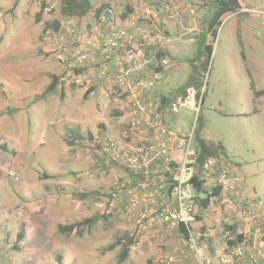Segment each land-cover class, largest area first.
<instances>
[{"label": "rangeland", "instance_id": "rangeland-1", "mask_svg": "<svg viewBox=\"0 0 264 264\" xmlns=\"http://www.w3.org/2000/svg\"><path fill=\"white\" fill-rule=\"evenodd\" d=\"M41 2L46 5L37 21ZM90 3L94 6L97 0ZM257 5L254 8L264 9ZM59 10L60 0H0V145L7 148L0 150V255L11 257L13 264H118L119 247L110 251L106 247L127 233L137 243L121 264H160L163 255L174 257L171 264H201L186 244L176 247L174 235L166 228L139 231L136 221L124 213L127 201L106 199V189L120 185V178L104 172L107 158L101 145L110 139L120 149L132 139L117 133L114 138L109 136L108 126L114 123L109 119L116 106L105 84L99 85L98 102V86L85 98L90 85L89 60L80 64L87 70L78 76L63 68L53 54L59 37L72 36L76 41L89 30L93 22H86L95 11L92 8L81 19H67ZM215 10V2L200 8L197 21L210 18ZM55 20L62 30L44 33L45 26ZM250 20L240 25L237 16L222 19L207 65L206 54L197 59L194 52L187 57L175 53L171 68L161 76V92L178 105L170 109L175 117L170 124L182 134L199 131L205 140L222 143L229 164L236 165L238 177L245 180L246 190L256 189V195L245 198L242 207L251 213L249 217L256 211L264 215V105L248 119L233 114L254 106L252 85L258 90L264 87V18L250 14ZM63 31L69 34L61 35ZM69 45L72 52L86 48L71 40ZM193 62L196 66L189 67ZM52 76H58L59 83L45 94ZM191 79L200 83L196 109L182 105L181 92ZM67 88L70 93L61 99L62 89ZM200 91L203 103H198ZM76 134L79 139L74 138ZM95 215L100 217L79 236L57 233L58 224ZM254 221L255 229L244 244L258 264H264V216ZM22 228L25 238L17 243ZM203 253L210 255L206 249Z\"/></svg>", "mask_w": 264, "mask_h": 264}, {"label": "crops", "instance_id": "crops-1", "mask_svg": "<svg viewBox=\"0 0 264 264\" xmlns=\"http://www.w3.org/2000/svg\"><path fill=\"white\" fill-rule=\"evenodd\" d=\"M215 1L216 0H167V3L170 2L178 8L177 17L172 22L168 23H164L162 20L152 21L147 19V16L144 15V12L148 10L160 11V7L159 9L156 8L149 0H97V3L94 6L91 5L94 11L103 5H110L114 7L115 13L121 20V24L124 25L129 32H134V30L131 26L126 24V21L137 18L138 28L151 33L150 35L147 34L151 41V45L142 49L145 55L151 57L150 65L144 74L137 75L138 79L143 81H153L154 83L150 93V97L152 99V108L149 109L148 113L144 117L145 122L140 125V127L143 129L142 134H139L136 137L133 135H128V122L131 118V105L126 103L124 97L119 98L115 95H110L112 98V103L116 106V109L114 111V116L109 119L111 122H114L112 125L108 126L109 131L111 132V135L109 134V136L114 138L115 133H117L120 137L122 136L127 139L130 137L132 139L130 140V144L126 143V141L122 143L123 147L120 148V150L123 152L131 151L132 146L136 143L134 140H136L137 137L147 138L151 136L155 131L157 122L163 123L165 126L175 129L180 135H187L180 133L179 127L170 124V122L175 119L174 113L170 109L176 110L178 105L174 103L172 96H165L161 92L163 90L161 76L166 74V72L171 67L170 65H166L160 72L155 73V71H152V65L154 64V58L158 50L164 53L166 59L169 61H171L172 56L175 53L185 57L188 56V52H194L193 56L196 58L204 56V44H207L211 37L207 31V26L212 20L213 14L210 18H201L199 21H197V12L200 8L208 7ZM239 3L241 7L238 11L225 14L219 18L220 25L222 19L224 20L233 16H237L240 21V25L245 22L251 23L250 14L255 13L246 12L245 9L250 11L258 10L257 8H254L259 6L257 4H260V8H264V0H239ZM162 4L163 2L160 3V5ZM94 13L90 15V20L86 23L91 24L93 22ZM246 27H249V25H246ZM156 37H160L162 39L161 46H157L155 44ZM138 40V37L134 38V41ZM240 42L242 44L241 40ZM131 46L137 47L138 44L135 43ZM131 46L127 48H130ZM119 55L120 54H118V56H116L113 60L111 70L112 73H115L122 67L125 68L131 64L130 62L123 61L122 57L120 58ZM193 64L195 67V62L191 63V65ZM189 67L191 66L189 65ZM104 89L111 93L116 90L112 84V81L106 82ZM254 90L261 91L264 90V87L258 90L254 85ZM197 91L198 89L196 86L193 84L188 85L181 92L183 98L182 105L186 104L190 108L196 109ZM100 93L101 86H98V92L96 93L97 95H95L97 97V102L101 98ZM105 101L110 102V99H106ZM201 101L203 103V97L200 91L198 103ZM252 104L254 105L253 107L247 108L246 111L234 113L233 116H236L239 119H248L253 114L260 113L261 109L259 107L264 105V95L258 98H253L252 94ZM113 128L114 132L111 130ZM76 135L79 138V135ZM104 155L105 156L103 157L107 158L105 161L107 165H104L106 167L104 172L106 173V171H110V174L113 173V175L118 176L120 178L119 183L122 186L119 190H116L115 185L117 183H114L111 187L107 188L106 199L108 201L110 200L111 203L125 200L127 201L125 205L126 207L130 199L136 198L141 200L144 198V196H146L147 192L161 188L158 194H156L153 198L146 199L144 201L145 203L139 206L138 209L128 217H131L136 221L139 231L143 230L147 233V230L150 228H152V230L154 229V231H158V229L163 230L166 228L167 231L171 233V235H174L173 240H176V243L178 244L176 246L177 248H179L180 243L185 245L186 239L182 237L179 225H173L165 221L162 222L158 215V210L162 203L169 204L171 207L175 206L174 201L170 196V187L177 164L171 163L167 165L162 159H157L152 162L148 168L143 167L142 169L135 172L122 163H114L110 154L104 153ZM174 157L179 158L180 153L175 152ZM111 163L115 166H118L119 168L110 166L112 165ZM94 166L98 167L97 164ZM107 166L110 167L109 170L107 169ZM224 171L227 172V184L225 186H219V194L217 196H211L208 201H206L208 194L211 193L212 189L218 186L217 180ZM196 172V169H194V175ZM237 172L238 167L236 165L229 164L225 151L224 156L209 159L204 165L202 171H200L197 175L199 180L203 179L204 182L202 185V192H196V204L193 211L194 220L192 223V230L196 236L197 243L203 247L202 250L204 251L206 249L209 251L210 255L206 257L212 261H216L215 263H218V252H222V250H225L226 247H228L227 242L232 237H230L229 234L231 232H227L226 230L228 227L235 228L236 232L243 234L246 240L247 238H250L253 228L255 229L254 224L256 222L254 221L253 223V220L255 218L264 216L258 215L260 213L256 211L252 213L251 217H249L251 213L249 211L247 212L243 210L244 208L242 207L246 203L245 198L250 199V196H255L256 189L252 188L247 191L245 180L239 178ZM246 192L248 193L249 197H246ZM255 202L256 201L249 203L248 206H252ZM253 210L254 208L252 209V212ZM141 216H144V218L141 219ZM150 221L152 223L147 224ZM2 252L4 253V251ZM0 257L2 258L0 263L6 264V257L4 258V255H0Z\"/></svg>", "mask_w": 264, "mask_h": 264}, {"label": "built area", "instance_id": "built-area-1", "mask_svg": "<svg viewBox=\"0 0 264 264\" xmlns=\"http://www.w3.org/2000/svg\"><path fill=\"white\" fill-rule=\"evenodd\" d=\"M151 4L157 0H149ZM160 11L148 10L144 12L147 19L152 21L162 20L164 23L172 22L178 15V8L172 3H163L159 5ZM97 19L93 21L89 30L74 41L72 36L59 37V43L55 46L54 57L57 62L67 68H72L75 65H80L87 60V55L94 52L111 51L113 56H118L123 61L131 64L125 67L114 80V90L108 95H115L116 97H124L127 104L131 105L130 120L128 122V135L138 136L142 134L140 125L145 122L144 117L152 108V99L147 95V91L152 87L153 81H143L138 79L137 75H142L149 68L151 57L145 55L142 51L145 47L151 45L148 37L151 33L139 29L137 26V18L127 20L126 24L131 26L134 32H129L127 28L122 25L121 20L114 15L112 6L106 5L102 8ZM264 18L263 10H246ZM120 20V21H119ZM148 34V35H147ZM138 37V41L134 38ZM80 44L79 46H86L85 49L77 47L76 51L72 52L69 41ZM79 40V41H78ZM78 41V42H77ZM137 43V47L131 45ZM155 44L161 46L162 39L155 38ZM131 46L130 48H127ZM89 49V51H87ZM72 52V53H71ZM106 60L110 59L107 54ZM73 61L75 63H73ZM91 60H89L90 62ZM101 67H104L101 66ZM88 75H95V67H88ZM79 76V75H78ZM77 76V77H78ZM106 72H98V78L104 79ZM108 77V75H107ZM106 77V81H107ZM77 81V78H76ZM107 96V95H105ZM135 145L132 146L130 152H123L117 149L115 144L107 139L103 143V152L110 154L114 161H118L132 169L138 171L143 167L148 166L157 159H162L167 165L171 163L177 164L172 178L170 189V196L174 201L175 206L171 207L169 204L162 203L158 210L159 218L162 221L169 222L173 225H182L188 236L186 238V245L189 250L194 253L201 264H258L259 260L252 254H249V247L244 242L238 243L229 249L218 252V263L213 262L207 258L200 245L197 243L196 236L193 234V211L195 207L196 190L192 183L194 176V161L195 151L193 148V134L180 135L175 129L165 126L163 123L157 122L154 133L147 137H137ZM179 152L180 157L175 158L174 153ZM227 172H222L217 180L218 186H225L228 182ZM160 189L147 192L143 199H130L125 207L124 213L131 216L134 211L141 206L146 199L153 198L160 192ZM144 216H141L143 219ZM174 261L172 255L160 257L158 262L160 264H171ZM6 264H13L11 257H6Z\"/></svg>", "mask_w": 264, "mask_h": 264}, {"label": "trees", "instance_id": "trees-1", "mask_svg": "<svg viewBox=\"0 0 264 264\" xmlns=\"http://www.w3.org/2000/svg\"><path fill=\"white\" fill-rule=\"evenodd\" d=\"M160 3L161 2H158V0H157V2L154 3L153 5L159 9ZM163 3H167V0ZM215 3H216V10L213 13L212 20L209 22V24L207 26V31L209 32V34L212 38V41L208 42L207 44H204V53L206 54L204 62L206 65L208 64V62L210 61V58H211L212 48H213L212 44L214 43V40L216 37L217 28L220 25L219 18L225 14H229V13H233L235 11H238L241 7L239 0H216ZM45 5H46L45 2L40 3V10L37 12V15H36L37 21H39L41 14L43 12V9L45 8ZM103 7H104V5L95 10V13L93 16L94 17L93 21H95V19H97L99 13L102 12V10H103L102 9ZM91 10H92V6L90 3V0H60V10H59L60 15L62 17L67 18V19L84 18L87 14H89L91 12ZM60 28H61L60 22L58 20H55L51 24H47L43 31H44V33H46L48 30H52V31L57 32L58 30H60V31L62 30ZM59 33L61 35H68L69 34V32L65 33L64 31L59 32ZM77 38H79V35L77 36ZM87 51H89V49H87ZM107 54L110 55V59H108V60L105 59ZM115 57L116 56H113L111 51H105V53L93 51L92 53L87 55V60H88V58H89V60H91L87 64V66L88 67L89 66L95 67V75L87 77L89 79L90 85H89L88 90L84 94L85 98H86V96H88V94L90 92L95 91L97 86L106 84V82L112 81V84L114 86L115 77L118 75L119 72H121L124 69V67H122L121 69L117 70L115 73L111 72L112 63H113V60L115 59ZM84 62H87V61H84ZM169 63H170V61L166 59L165 54L162 53L160 50H158L157 54L154 58V64L152 65V67H153L152 71H155V73L160 72L166 65L169 66L170 65ZM103 65H104V67H101ZM191 67H194V64L191 65ZM64 68H66V67H64ZM68 69L72 70L73 73L80 75L83 72L84 73L86 72L87 67H86V65H74L72 68H68ZM103 69L106 72V77L108 75L107 81H106V77L104 79L98 78V72L103 71ZM59 79L60 78L58 76H52L51 83L48 85L47 89L45 90V94H49V93L54 91L56 85L59 83ZM193 79H191V82L189 85L193 84L194 86L199 87L200 83L194 82ZM152 88H153V85L147 91V95L149 97L151 95L150 93L152 91ZM251 89H252L253 98H258V97L264 95V90L255 91L253 88V85H252ZM69 93H70V89H68V88L62 89L61 94H60V98L61 99L65 98V96L68 95ZM74 138H78V136L75 135ZM193 144H194V151H195V161H194L195 168L194 169H196L197 172L192 178V183L195 187L196 192H202V185H203L204 181H203V179L199 180V177L197 176L198 173L200 171H202L204 165L206 164V162L209 159L217 158L219 156H224L225 155V149H224L223 144L220 142L214 143V142H209V141L204 140L200 136L199 131L193 132ZM101 148L103 149V145H101ZM0 150L6 151L7 150L6 145L5 144L0 145ZM113 162L119 163L118 161H114V160H113ZM45 178H48V177L45 176ZM117 186L118 187H116V190H119L120 187H122L121 185H117ZM170 189H171V187H170ZM219 192H220L219 186L212 189L211 193L208 194L206 201H208V199L211 196H217L219 194ZM81 197H84V195H82ZM195 201H196V199H195ZM99 217H100L99 215H95L92 218H87V219H84L82 221L75 222L73 224H68V225L58 224L56 227L57 233L60 235H65V236H79L82 233L84 228L91 226L94 222H96V220ZM179 227H180V232L182 234V237H184L186 239L188 236L186 229L182 225H179ZM226 230H227V232L230 231L231 232V233H229L230 237L232 236L231 239L227 242L228 247H226V249H229L238 243L245 242L244 235L236 232L235 228L228 227ZM25 233H26V229L22 228L21 231L16 236V242L17 243L24 240ZM136 243H137V240L135 239V237L133 235H129L127 233H124L122 236L118 237L112 244L107 246L106 251H110V250L115 249L116 247H119V254H118L117 263L121 264L128 259L130 252L132 250V247Z\"/></svg>", "mask_w": 264, "mask_h": 264}]
</instances>
